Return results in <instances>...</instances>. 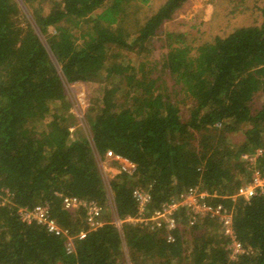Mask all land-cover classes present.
<instances>
[{
    "label": "trees",
    "instance_id": "16d2710c",
    "mask_svg": "<svg viewBox=\"0 0 264 264\" xmlns=\"http://www.w3.org/2000/svg\"><path fill=\"white\" fill-rule=\"evenodd\" d=\"M20 1H37L26 23L16 0H0V264H264V189L232 198L254 168L264 175V1L255 23L209 40L164 30L187 0H162L132 28L121 22L133 0ZM244 1L226 0L230 12ZM89 81L104 83L102 95L87 131L71 134L66 84ZM108 151L132 164L118 166L109 191L97 165ZM134 188L149 195L147 216L203 192L230 214V235L216 216L191 223L184 206L169 230L123 222L120 232L112 215L137 214ZM64 196L99 203L101 225L88 230L84 209L66 210ZM38 204L73 236L72 252L64 237L20 220V208Z\"/></svg>",
    "mask_w": 264,
    "mask_h": 264
},
{
    "label": "rangeland",
    "instance_id": "374dc122",
    "mask_svg": "<svg viewBox=\"0 0 264 264\" xmlns=\"http://www.w3.org/2000/svg\"><path fill=\"white\" fill-rule=\"evenodd\" d=\"M16 1L18 2L20 8L19 19L24 23H26L27 20H30V18L33 19L32 11L37 5V1L33 2L31 5L24 4L20 0ZM161 1L162 0H147L146 3L139 6L138 4L135 5V3L139 1L133 0L132 2L134 3V6L132 5L129 9L131 14L128 13L129 17L121 22V25L128 28L134 27L133 24L135 19L138 21L143 19V17L151 13V11H153ZM263 1L264 0H245L242 4L246 7L245 11L240 12L235 9L230 12L232 2L228 3L226 0H187L179 9L175 11L171 20L165 23L164 30L178 29L180 31H191L192 35H196L199 30L202 32L201 39L203 40H209L215 35L223 36L236 26L255 23L258 20V12L255 9V6H259ZM49 31L52 32V28H49ZM163 51L164 48L162 47L161 39L157 38L151 54L152 59L158 61L157 70L159 73L161 71L162 75L163 70L160 69V63L162 61ZM170 83L171 82L168 79L167 85L169 88L171 87ZM103 85L104 83L99 81L66 84V93L71 102L68 111L70 114L74 115V117H72L74 119L72 120L73 122L70 127L71 134H74L75 131L79 129L84 131V133L87 131L85 118L87 110L89 106L95 107L98 104L102 95L101 89ZM174 95H176V93ZM181 96L182 94L179 93L175 97L180 99ZM254 105L257 107L259 105V100H257ZM97 165L108 191L110 179L119 172L118 166L120 165L121 167L124 166L126 169H130V166L123 160L119 158L117 159L114 154H107V152L102 158L97 157ZM113 217L114 214L112 215V221L114 220Z\"/></svg>",
    "mask_w": 264,
    "mask_h": 264
},
{
    "label": "built area",
    "instance_id": "2783aa9c",
    "mask_svg": "<svg viewBox=\"0 0 264 264\" xmlns=\"http://www.w3.org/2000/svg\"><path fill=\"white\" fill-rule=\"evenodd\" d=\"M262 149H256V151L250 155H245V158L248 162L252 163L258 156L262 154ZM107 154H111V152H107ZM118 159L123 160L126 164H128L132 168V164L127 160L118 157ZM126 169L124 166L122 167ZM129 170V169H128ZM264 189V175L261 174V171L258 169H253L250 179L240 185L236 192L232 195V198L241 197L245 200H248L252 196L261 192ZM133 197L136 201L138 212L135 216H126L124 218L118 217L114 214L113 223L121 232V224L123 222H150L154 226L160 227L164 226L167 230L174 226V212L181 206L187 207L188 211L191 213L190 220L191 223L199 216L212 215L218 217L223 221L228 234L230 235L229 225H230V214L226 213L223 207L220 204L215 206H210L202 201L204 193L203 192H195V190H189L184 194H181L179 197L172 199L169 202L163 203L157 210H154L150 215H146V204L149 200V195L147 192L140 188H134ZM62 205L66 210L76 211L77 209H84L85 216L84 221L88 230L95 229L97 226L101 225V214L103 211V207L96 203L95 201H88L82 198H77L74 196H64L62 197ZM193 214V215H192ZM18 215L20 216V220L26 223L36 222L40 225H43L48 231L53 234L64 237V249L66 253H70L73 251V236L69 234V232L58 226L54 222L52 218L49 216V211L47 205H35L31 208L22 207L18 210ZM196 215V216H195ZM85 235V231H82L78 234V237H83ZM76 236V235H74ZM232 236V235H231ZM230 236V238H231ZM170 237V235L168 236ZM231 247L234 252L239 253L243 251L240 244L235 240H231Z\"/></svg>",
    "mask_w": 264,
    "mask_h": 264
}]
</instances>
